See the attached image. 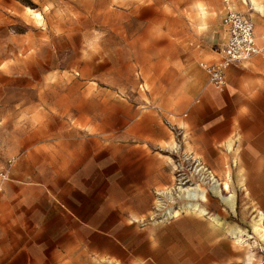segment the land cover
<instances>
[{"label": "rangeland", "instance_id": "obj_1", "mask_svg": "<svg viewBox=\"0 0 264 264\" xmlns=\"http://www.w3.org/2000/svg\"><path fill=\"white\" fill-rule=\"evenodd\" d=\"M236 1L254 23L264 19ZM256 1L264 10V0ZM224 2L0 0V168L13 175L0 195L13 202L11 215L0 216L8 234L0 244L27 247L0 255V264H114L80 254L88 241L104 245L100 229L138 248L136 229L119 224L112 206L131 203L117 179L153 161L150 154L165 175L136 199L149 207L137 224L205 217L234 235L236 250L248 256L240 264H262L264 217L255 199L264 204V190L227 189L233 176L209 164L217 152L208 150V160L195 152L194 110L211 87L200 62L219 57ZM169 211L175 216L166 219ZM185 252L187 264H214L227 247L186 245ZM155 253L168 264L163 249Z\"/></svg>", "mask_w": 264, "mask_h": 264}, {"label": "crops", "instance_id": "obj_2", "mask_svg": "<svg viewBox=\"0 0 264 264\" xmlns=\"http://www.w3.org/2000/svg\"><path fill=\"white\" fill-rule=\"evenodd\" d=\"M240 1L242 4L252 5V9L264 14L263 6L256 3V0V2L254 0ZM230 2L236 7V0H230ZM240 11L253 21L252 14ZM225 13L224 2L222 16L224 37L220 48L226 44L229 38V27L224 23ZM254 24L257 43L264 48V19H258ZM217 54L219 56L217 59L207 61L218 60L220 53ZM209 86L211 87L204 94L201 105L195 106L194 110L196 154H200L204 160L211 158L212 162L209 164L214 173L226 172L233 176L232 181L227 183V189L243 192L263 191L264 56L256 55L235 67L231 66L227 70L225 88L219 89L210 82ZM208 150L217 152V156L209 158ZM151 156L153 161L143 167L140 165L135 170L122 173L117 179V184L121 186L123 192H126L124 196L131 200V203L112 206L113 211H116L120 217L119 224L129 226L130 229L132 228V232L136 229L141 241L138 248L132 247L123 234H113L108 229H100L96 232L105 240L104 245L91 247V243L88 241L86 246L80 248V254L88 261L93 255L114 264H159L154 255L158 249H163V254L166 257L165 262L168 264H187L186 245L193 248L196 245L206 248L223 245L227 247V256L223 259L216 258L213 261L214 264L246 263L248 256L244 252L239 253L236 250L233 242L234 235L229 231L227 233L219 232L215 224L208 218L182 215L172 222L164 224L141 226L135 222L143 219L149 213L148 203L142 202L138 207L140 201H136V199L142 200V194L161 182L160 179H155V176L158 178L159 175H165V169H155L156 166L164 168V163L155 161L157 158L150 154ZM224 166L226 171H221L220 167L224 168ZM235 179L236 181H233ZM11 180H13L12 168L10 169V180L0 195L6 191ZM255 201L258 208L257 216L264 217L263 201L261 199H255ZM12 203L10 199H0V216L11 215L13 212L10 209ZM88 216H90L89 213ZM87 227L88 233H90L91 226L88 224ZM10 235L21 237L17 232H10ZM25 235L23 234L22 237ZM70 235L74 237V231H71ZM4 236L3 230H0V238ZM5 237L8 238V234ZM71 246L70 254H75L73 242ZM26 250L25 245L0 244V255H18Z\"/></svg>", "mask_w": 264, "mask_h": 264}, {"label": "built area", "instance_id": "obj_3", "mask_svg": "<svg viewBox=\"0 0 264 264\" xmlns=\"http://www.w3.org/2000/svg\"><path fill=\"white\" fill-rule=\"evenodd\" d=\"M224 23L229 27V38L219 51L220 58L209 62L202 61L200 66L207 72L209 82L219 89L227 85V70L256 55L264 56V48L257 43L255 24L251 18L238 10L230 0H225ZM10 166L0 168V192L10 180ZM175 215L169 211L166 219Z\"/></svg>", "mask_w": 264, "mask_h": 264}, {"label": "bare ground", "instance_id": "obj_4", "mask_svg": "<svg viewBox=\"0 0 264 264\" xmlns=\"http://www.w3.org/2000/svg\"><path fill=\"white\" fill-rule=\"evenodd\" d=\"M253 1V0H252ZM255 1V0H254ZM256 2V1H255ZM254 2V3H255ZM257 3V2H256ZM258 5V4H257ZM262 7V6H261ZM256 8V7H255ZM258 8V7H257ZM39 16H40V14H38ZM208 169V168H207ZM181 190V189H180ZM185 191H187L188 192V194H190L194 199H196L197 197H199L198 196V194L197 193H195V192H190L191 190H189V189H186ZM182 192V191H181ZM204 193V192H203ZM188 197V196H187ZM201 197H203V198H205V195L204 194H202L201 195ZM188 199V198H187ZM198 203V202H197ZM188 208L189 209H191V210H193V211H198V212H200V213H204L205 212V210L204 209H202V207H200V205L199 204H195V203H191V204H189L188 205ZM205 214V213H204ZM177 215H178V213H177ZM259 226H257V228H258ZM242 238V237H241ZM238 239L240 240V238L238 237ZM244 241V240H243ZM238 242V241H237Z\"/></svg>", "mask_w": 264, "mask_h": 264}, {"label": "water", "instance_id": "obj_5", "mask_svg": "<svg viewBox=\"0 0 264 264\" xmlns=\"http://www.w3.org/2000/svg\"><path fill=\"white\" fill-rule=\"evenodd\" d=\"M261 251H262L263 254H264V247H263V246H261ZM262 264H264V260H263Z\"/></svg>", "mask_w": 264, "mask_h": 264}]
</instances>
